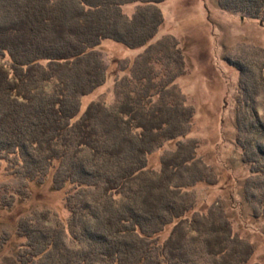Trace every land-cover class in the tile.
<instances>
[{"label": "trees", "instance_id": "16d2710c", "mask_svg": "<svg viewBox=\"0 0 264 264\" xmlns=\"http://www.w3.org/2000/svg\"><path fill=\"white\" fill-rule=\"evenodd\" d=\"M162 1L0 0V54L8 59L0 63V159L26 182L56 162L52 184L69 192L66 239L56 214H32L17 225L19 264H246L252 255L225 218L186 216L194 206L186 188L198 181L200 161L194 140H178L194 113L174 86L185 73L182 50L171 36L147 45L163 23ZM216 3L264 25V0ZM129 4L131 16L122 11ZM104 40L147 47L131 75L114 81L110 105L81 112V98L107 78L96 52ZM254 66L244 72L236 63L249 79L239 84L245 102L235 140L243 163L264 179V64ZM171 141L175 150L160 169L148 168L152 150ZM246 181V191L255 187ZM253 201L264 218V191Z\"/></svg>", "mask_w": 264, "mask_h": 264}, {"label": "rangeland", "instance_id": "374dc122", "mask_svg": "<svg viewBox=\"0 0 264 264\" xmlns=\"http://www.w3.org/2000/svg\"><path fill=\"white\" fill-rule=\"evenodd\" d=\"M135 6L126 5L122 11L131 16ZM157 7L163 23L147 45L163 36H171L179 44L185 73L175 80L174 86L194 111L185 133L178 138L179 142H196V156L200 161L196 166L198 181L186 188L189 200L194 203L186 216L219 222L225 218L233 234L252 248L246 264H264V218L258 213L255 216L254 209L257 212L261 209L253 201V197L264 191V179L252 174L243 163L235 140L238 137L235 121L245 102L239 84L246 81L247 85L249 77L243 75L246 70H256V63L264 64V25L257 19L222 10L216 0H164ZM147 45L128 49L114 41L100 42L96 52L107 78L100 87L81 98V112L90 103L110 105L114 101V81L131 75L133 64ZM7 62V57L0 54V63L7 65ZM237 62L246 66L244 72L238 71ZM153 68L163 73L160 63L154 62ZM261 100H264V91ZM175 147L176 142L171 141L154 148L147 157L148 168L158 171L162 158ZM14 167L8 159H0V264H19L16 254L24 239L17 234V225L32 214L52 212L64 222L61 237L66 239L69 231L65 225L69 217L65 206L68 187L56 189L52 184L57 163L48 171L44 167L38 172L32 171L28 182L14 173ZM183 176L187 178V174ZM246 180L254 182L255 187L246 191ZM37 220L40 223L39 217ZM171 228L169 224L163 229L159 243L166 239Z\"/></svg>", "mask_w": 264, "mask_h": 264}]
</instances>
